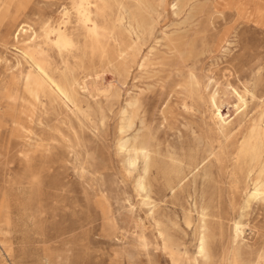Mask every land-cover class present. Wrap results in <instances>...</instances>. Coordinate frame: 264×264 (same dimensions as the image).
Masks as SVG:
<instances>
[{
    "label": "rangeland",
    "instance_id": "1",
    "mask_svg": "<svg viewBox=\"0 0 264 264\" xmlns=\"http://www.w3.org/2000/svg\"><path fill=\"white\" fill-rule=\"evenodd\" d=\"M111 1L126 6L106 60L75 59L69 51L67 22H76L81 0H30L15 22L0 25V264H173L117 151L125 103L140 99L162 148L200 135L215 150L212 92L225 100L222 94L233 89L249 91L244 113L227 128L233 140L241 135L239 123L264 106V0H147V10L133 0ZM23 44L55 60L73 80L77 106L45 87L31 120L18 113L30 65ZM228 101L236 102L233 94ZM224 180L221 206L232 246L238 205L233 210ZM161 199L184 228L183 208L191 199ZM245 220L246 252L252 249L246 260L261 250L264 264V204L254 203ZM180 235L192 258L190 231ZM214 264L222 263L216 258Z\"/></svg>",
    "mask_w": 264,
    "mask_h": 264
},
{
    "label": "bare ground",
    "instance_id": "2",
    "mask_svg": "<svg viewBox=\"0 0 264 264\" xmlns=\"http://www.w3.org/2000/svg\"><path fill=\"white\" fill-rule=\"evenodd\" d=\"M29 1L3 0L0 25L6 20L15 22L17 13L21 8L24 10ZM133 1L138 7L148 9L147 0ZM125 6L120 2L114 7L111 0H81L77 20L75 23L68 20L65 33L72 57L77 59L97 55L101 60L108 59L112 45L118 40L117 22L124 17ZM142 26L139 24L138 27ZM59 43L60 40L53 41L58 48ZM20 51L30 61L22 82L20 115L28 120L33 118L37 104L42 103L45 87L63 102L77 106L75 83L69 76L60 73L61 68L55 60L35 53L25 44ZM65 65L68 68V62ZM190 86L193 89L197 87L193 75ZM229 93L234 95L235 103L228 101ZM248 94L247 89H233V92L222 94L225 100L221 99L218 90L210 95L211 118L217 125V150L207 137L200 135L162 148L141 112L142 104L137 97L129 99L120 112L117 151L125 173L132 180L134 191L140 198V205L146 209V217L173 264H214L216 258L222 264H260L261 250L256 252L254 259L246 260V255L252 254V249L246 252L250 245L244 233L248 226L245 220L248 210L254 203L264 204V106L250 121L239 123L242 128L239 138L233 140L227 133V128L244 113ZM250 95L253 97V93ZM223 103L225 111L222 110ZM22 125L20 129L27 132ZM224 179L227 180V196L233 210L238 205L239 216L233 221L232 246L229 245L228 214L221 206ZM167 194L172 202H188L191 199V203L183 208L181 219L184 228L166 211V206L161 205V198ZM188 230L194 248L192 258L188 255L184 237L180 235L187 234ZM139 238L144 244L147 243L144 235Z\"/></svg>",
    "mask_w": 264,
    "mask_h": 264
}]
</instances>
